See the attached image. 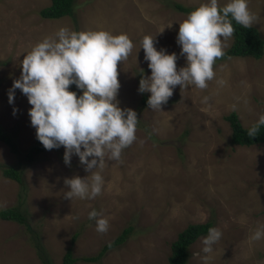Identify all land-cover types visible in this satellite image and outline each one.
I'll list each match as a JSON object with an SVG mask.
<instances>
[{
  "label": "rangeland",
  "instance_id": "rangeland-1",
  "mask_svg": "<svg viewBox=\"0 0 264 264\" xmlns=\"http://www.w3.org/2000/svg\"><path fill=\"white\" fill-rule=\"evenodd\" d=\"M206 2L76 0L74 17L50 19L40 11L51 0H0V126L19 150L0 140V211L15 207L25 216L24 222L0 216V264H62L69 248L74 264H170L178 234L189 224L207 221L221 238L205 254L207 234L200 236L189 247L187 264H264V238L250 239L264 227V144L232 143L226 119L236 112L250 127L264 114V56L217 58L206 88L177 85L162 110L148 108L143 98L150 93L138 91L141 77L151 74L143 37L151 35L157 49L176 52L179 69L186 65L177 43L179 21ZM227 2L218 0V6ZM176 3L189 10L176 9ZM248 7L256 17L252 26L264 38V0H248ZM61 27L102 28L126 33L133 42L128 58L118 62L117 99L122 108L137 112L136 139L120 160L106 156L103 168L96 169L104 183L93 199L64 198V179L89 173L75 154L65 164L63 146L27 159L36 140L31 105L20 89L14 103L8 101L25 52ZM232 42L233 35L224 51ZM69 89L82 94L75 84ZM4 167L18 169L23 182L6 177ZM93 209L108 219L106 232H98L89 219ZM126 228L131 229L122 244L105 250L97 261L86 260L99 256Z\"/></svg>",
  "mask_w": 264,
  "mask_h": 264
},
{
  "label": "clouds",
  "instance_id": "clouds-1",
  "mask_svg": "<svg viewBox=\"0 0 264 264\" xmlns=\"http://www.w3.org/2000/svg\"><path fill=\"white\" fill-rule=\"evenodd\" d=\"M255 19L248 0H228L223 6H218V0L202 3L179 21L177 43L186 59V65L179 69L177 53L157 49L154 37L145 35L141 48L151 74L141 77L138 91L150 93L148 108L162 110L177 85L206 88L215 75V60L224 55V42L234 33L231 21L250 28ZM132 49L133 42L126 33L61 27L54 36L43 38L25 52L21 75L8 92L9 103H14L15 90L20 89L31 105L28 115L43 147L51 150L63 146L65 164L70 165L75 154L89 173L66 177L64 198L93 199L99 195L104 178L96 169L103 168L106 156L120 160L123 149L136 139L137 112L122 108L117 99L121 87L118 62H124ZM72 84L82 94L70 90ZM262 126L264 114L247 129V135L255 137ZM88 217L95 220L98 232L108 230V219L97 210L90 211ZM221 235L220 230L210 227L202 239V252H212ZM262 238L264 227L250 237L254 241Z\"/></svg>",
  "mask_w": 264,
  "mask_h": 264
},
{
  "label": "trees",
  "instance_id": "trees-1",
  "mask_svg": "<svg viewBox=\"0 0 264 264\" xmlns=\"http://www.w3.org/2000/svg\"><path fill=\"white\" fill-rule=\"evenodd\" d=\"M75 3L76 0H51V4L41 9L40 14L44 18L57 19L65 16H75ZM174 7L180 11H188L189 9L182 4H174ZM231 19V17H229ZM234 26L233 42L232 45L224 51V55L219 59H227L230 57H246L251 56L260 59L264 56V38L259 29L255 26L245 28L237 24L234 20L231 21ZM148 96L143 98V103L146 104ZM232 128V143L241 146H252L257 144H264V126L261 127L260 132L255 137L247 135L245 127L238 113L231 112L226 116ZM253 125V124H252ZM251 125V126H252ZM0 140L8 144L10 149L14 152H19L14 141L11 139L10 134L0 126ZM54 149V148H53ZM46 150L42 143L37 139L35 144L31 147L27 154V159L33 158L34 154L45 153ZM3 173L6 177L23 182L21 172L14 167H4ZM0 216L6 220H17L19 222L25 221L23 213L15 207L6 208L0 211ZM213 227V222L207 221L204 223H192L183 229L177 236V239L172 243V254L169 258L170 264H187L189 258V247L200 237L208 233V229ZM131 228L123 230L121 235L117 237L112 243L107 244L97 257H87L88 261H97L108 248L115 247L122 244L130 232ZM76 258L72 250L69 248L64 256L62 264H74Z\"/></svg>",
  "mask_w": 264,
  "mask_h": 264
}]
</instances>
